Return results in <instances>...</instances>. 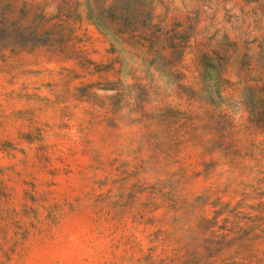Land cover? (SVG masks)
Masks as SVG:
<instances>
[{
    "label": "rangeland",
    "instance_id": "1",
    "mask_svg": "<svg viewBox=\"0 0 264 264\" xmlns=\"http://www.w3.org/2000/svg\"><path fill=\"white\" fill-rule=\"evenodd\" d=\"M257 215L264 0H0V264H264Z\"/></svg>",
    "mask_w": 264,
    "mask_h": 264
},
{
    "label": "trees",
    "instance_id": "2",
    "mask_svg": "<svg viewBox=\"0 0 264 264\" xmlns=\"http://www.w3.org/2000/svg\"><path fill=\"white\" fill-rule=\"evenodd\" d=\"M219 212H217V211H215V214L217 215ZM217 217V216H216ZM212 219H214V218H212ZM252 220H256V221H258L259 222V224L258 225H263L264 224V216H260V215H257V216H255ZM226 221H227V218H226Z\"/></svg>",
    "mask_w": 264,
    "mask_h": 264
}]
</instances>
